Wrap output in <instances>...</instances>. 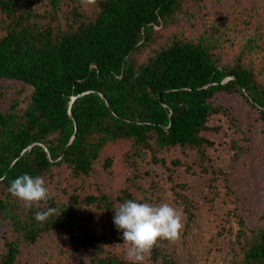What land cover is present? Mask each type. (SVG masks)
<instances>
[{
	"label": "trees",
	"instance_id": "obj_1",
	"mask_svg": "<svg viewBox=\"0 0 264 264\" xmlns=\"http://www.w3.org/2000/svg\"><path fill=\"white\" fill-rule=\"evenodd\" d=\"M186 1L0 0V82L30 90L24 107L18 99L4 110L0 106V222L5 228L0 264H18L23 247L49 234L65 240L83 264H130L116 253L124 245L113 216L126 200L152 202L129 190L142 178L133 177L115 196L74 192L99 168L101 173L112 168L109 149L127 144L122 156L129 165L146 152L153 160L162 151H179L184 158L192 154L194 172L212 188L208 150L214 145L206 134L218 129L210 121L221 115L234 122L215 98L243 97L264 125L263 69L255 64L263 39L256 31L231 52L225 49L232 43L230 23L207 34H172L158 41L163 36L156 29L169 30ZM182 159L174 166L185 164ZM24 173L44 179L47 202L26 208L8 192L10 182ZM173 173L169 170L170 183ZM146 176L149 188L157 190V177ZM177 198L189 230L193 205L185 196ZM49 208L55 211L48 219L36 221L35 213ZM238 222L239 256L231 264H264V227ZM148 263L182 264L167 239L158 240Z\"/></svg>",
	"mask_w": 264,
	"mask_h": 264
},
{
	"label": "rangeland",
	"instance_id": "obj_2",
	"mask_svg": "<svg viewBox=\"0 0 264 264\" xmlns=\"http://www.w3.org/2000/svg\"><path fill=\"white\" fill-rule=\"evenodd\" d=\"M224 23H230L231 28L232 43L225 46L228 52L235 51L234 47L251 30L261 36L262 49L256 56L255 64L263 69L259 78L264 82V0H187L169 30L160 31L157 28L156 31L163 36L158 39L162 44L172 34L180 38L198 36L207 34L214 27L220 28ZM155 48L156 45L153 46ZM150 53L149 49L143 55ZM223 53V60L227 63L230 58L226 51ZM29 93L30 90L20 84L0 82L1 109L8 108L15 99L24 107L25 95ZM215 103L227 109L234 122L221 115L210 121V127L218 129V133L206 134L214 145L208 150L215 172L212 188L206 177L194 172L192 154L184 158L179 151H162L156 154L154 162L152 154L146 152L141 159L129 165L123 162L122 156L128 150V145L122 143L109 149L106 154L115 158L112 168L105 173H101L99 168L77 189L74 187V192L79 191L81 197H85L97 195L100 190L115 196L127 186L128 181H134L133 177L138 176L142 179H137L135 186L129 189L134 197L150 199L152 204L167 203L181 212L177 196H185L191 201L194 225L186 229V216L182 212L183 227L178 237L172 240L182 264H231L237 261L238 221L241 220L248 228L264 227V222L260 221L264 210V125L258 110L251 108L239 95H219ZM180 159L185 164L178 168L173 163ZM169 170L174 172L171 183L167 178ZM147 173L152 178L157 177V190L149 188L151 178H147ZM4 231L0 222V254ZM22 252L18 264H43L48 261L83 264L80 257L74 259L67 242L60 241L53 234L44 235L35 246L23 247ZM116 253L126 259L124 246Z\"/></svg>",
	"mask_w": 264,
	"mask_h": 264
},
{
	"label": "clouds",
	"instance_id": "obj_3",
	"mask_svg": "<svg viewBox=\"0 0 264 264\" xmlns=\"http://www.w3.org/2000/svg\"><path fill=\"white\" fill-rule=\"evenodd\" d=\"M8 192L24 202L26 208L34 203L47 202L48 188L40 176L28 173L17 176L8 187ZM54 209L38 211L35 219L45 222ZM182 212L167 203L152 204L126 200L114 211L113 225L121 234L126 259L130 264H147L153 247L158 240H174L182 224ZM119 245V244H117Z\"/></svg>",
	"mask_w": 264,
	"mask_h": 264
},
{
	"label": "water",
	"instance_id": "obj_4",
	"mask_svg": "<svg viewBox=\"0 0 264 264\" xmlns=\"http://www.w3.org/2000/svg\"><path fill=\"white\" fill-rule=\"evenodd\" d=\"M161 96V95H160ZM72 101H73V99H72ZM160 102H161V104H162V101H161V99H160Z\"/></svg>",
	"mask_w": 264,
	"mask_h": 264
}]
</instances>
